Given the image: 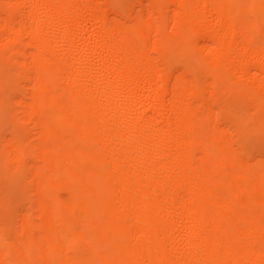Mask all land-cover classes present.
Returning a JSON list of instances; mask_svg holds the SVG:
<instances>
[{"label": "bare ground", "instance_id": "1", "mask_svg": "<svg viewBox=\"0 0 264 264\" xmlns=\"http://www.w3.org/2000/svg\"><path fill=\"white\" fill-rule=\"evenodd\" d=\"M0 264H264V0H0Z\"/></svg>", "mask_w": 264, "mask_h": 264}]
</instances>
